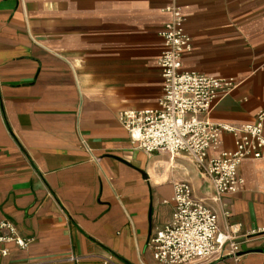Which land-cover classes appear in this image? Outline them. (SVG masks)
<instances>
[{"label": "crops", "instance_id": "crops-1", "mask_svg": "<svg viewBox=\"0 0 264 264\" xmlns=\"http://www.w3.org/2000/svg\"><path fill=\"white\" fill-rule=\"evenodd\" d=\"M175 4L191 38L182 68L238 82L209 120L252 123L264 108V0H0V220L32 239L7 243L0 264H161L148 241L180 181L220 231L239 225L237 258L202 264H264V159L243 160V187L218 201L187 155L140 149L119 120L157 106ZM220 139L210 154L233 148L232 134Z\"/></svg>", "mask_w": 264, "mask_h": 264}, {"label": "built area", "instance_id": "built-area-1", "mask_svg": "<svg viewBox=\"0 0 264 264\" xmlns=\"http://www.w3.org/2000/svg\"><path fill=\"white\" fill-rule=\"evenodd\" d=\"M168 10L170 18L160 31L163 50L156 61L163 79L157 106L124 110L118 117L140 149L167 152L171 157L187 155L212 185L214 199L220 201L222 196L243 187L239 173L243 160L264 159V108L248 124L209 120L216 103L238 82L233 77H212L182 68V57L191 48V38L184 28V8L175 4ZM224 132L232 134L233 148L210 154ZM217 221V214L194 197L188 182L175 183L171 220L148 241L154 260L161 264H202L226 255L236 259L240 251L235 235L239 225L220 231ZM261 231L264 234V228ZM31 242L32 239L19 235L12 222L0 220L1 256L9 254L7 243L27 249ZM78 259L75 255L68 257Z\"/></svg>", "mask_w": 264, "mask_h": 264}]
</instances>
